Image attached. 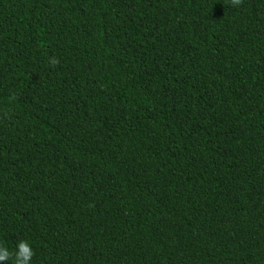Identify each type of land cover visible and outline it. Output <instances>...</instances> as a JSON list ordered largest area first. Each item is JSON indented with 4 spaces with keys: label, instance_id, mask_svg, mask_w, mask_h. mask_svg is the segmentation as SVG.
<instances>
[{
    "label": "trees",
    "instance_id": "obj_1",
    "mask_svg": "<svg viewBox=\"0 0 264 264\" xmlns=\"http://www.w3.org/2000/svg\"><path fill=\"white\" fill-rule=\"evenodd\" d=\"M20 241L31 264H264V0H0Z\"/></svg>",
    "mask_w": 264,
    "mask_h": 264
},
{
    "label": "clouds",
    "instance_id": "obj_2",
    "mask_svg": "<svg viewBox=\"0 0 264 264\" xmlns=\"http://www.w3.org/2000/svg\"><path fill=\"white\" fill-rule=\"evenodd\" d=\"M233 7H239L243 4V0H228ZM50 64L58 65L60 61L57 58H51ZM14 98V97H13ZM35 252L31 244L27 241H20L16 250H10L5 244L0 243V264H31Z\"/></svg>",
    "mask_w": 264,
    "mask_h": 264
}]
</instances>
